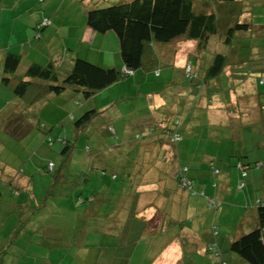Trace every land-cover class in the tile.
Instances as JSON below:
<instances>
[{
	"label": "crops",
	"instance_id": "obj_1",
	"mask_svg": "<svg viewBox=\"0 0 264 264\" xmlns=\"http://www.w3.org/2000/svg\"><path fill=\"white\" fill-rule=\"evenodd\" d=\"M2 1L0 0V2ZM11 2L13 11L5 12L0 7V155L2 153L13 155L23 162L15 164L8 157L5 159L0 157V264H47L44 257L40 260V253L35 252L36 247L33 248L34 255H31V260L28 259L30 254L27 253L31 244L41 245L42 240L39 236L36 239L38 243H34L31 236L32 233H46V216L38 220V215L33 214L34 207L30 205L31 202L24 199L17 200V198L22 196V193L26 194L30 191L31 198H35L37 201L38 198L35 194H42L44 191L36 190L38 183L33 175L45 167L48 158V166L52 164V170L55 169V163L48 155H45L52 149L50 148L52 145L48 144L47 146L45 142V133L47 131L51 136L53 127H47L46 122L42 119L45 112V108H43L45 99L53 97L50 93L30 105L29 98H23L14 93L13 87L24 77L27 68L33 63L42 66L52 63L56 75L61 80L67 75L78 56L105 68L120 69L122 61L116 36L111 31L100 33L87 26L85 4L80 0H43L42 2L11 0ZM221 4L222 7L225 5L224 2ZM45 17H50L52 23L49 26L38 28V24ZM257 26L260 31L258 35L264 41L261 34L264 31V26ZM248 35L251 33L249 32ZM187 41L184 37H178L168 42V45L159 46L156 52L159 55L161 66L156 69L144 72L135 70L128 79L119 80L90 98L83 97L82 105H91V108L98 109L100 112L98 117L101 120L105 117L107 110L113 108V119L117 122L118 130L114 122H110L106 117L107 120L101 125L105 134L110 137L114 136L105 128L108 123L113 125L118 139L120 134L117 133L121 131L125 133L130 126L133 129L136 127L137 130L134 131L132 139H130L135 143L125 139L127 143L123 147L127 151L121 158H118L120 161L117 163L119 168L124 166L123 169L126 171L123 173L124 176H127V170L135 174L132 177L133 180H129L133 186L130 190L122 192L123 201L119 197L114 208L105 215V223H108L112 229L111 234H116V236L112 240L106 238L101 242L104 249L102 254L92 252V258L89 256L90 253L82 256L78 251L74 252V257H79L82 264H88L91 260L95 264H221L222 261H225V264H249L238 254L230 251L228 245L232 237L240 235L253 224L252 216L248 222L242 220L247 207L251 209L258 198L264 201V71L260 72L264 70V65L262 67L237 66V68H233V72H247L248 74L239 83V86L234 84L237 80L233 81V85L240 91L235 90L231 93V101L238 104L232 114L219 108L220 106L216 108L214 105V108L217 109L215 110V115L218 117L216 120L226 121L233 119L234 116L235 120L229 121L232 128L242 127L244 124L241 122L242 119L244 122L255 124L253 132L241 129L235 137H238L237 141L244 142V145L241 146L246 145L250 148L253 144L248 141L253 138L254 145H258L255 151L258 149L263 157H258L257 151L256 157L251 158L244 148L237 150L238 155L233 160V174L229 180L224 176L218 178L217 176L221 173L219 170L218 175L212 173L215 180L200 181L197 188L200 191L203 190L205 196L191 197L188 192L177 186L171 168L174 149L176 152L178 151L177 145L165 143L159 146L158 142L153 139L148 141L147 139L135 140L134 138L138 134L137 132H140L138 130L140 126L147 129L149 125H152V122L156 125L161 124L163 118H166L164 110L169 111L167 109L169 98L180 89L181 92L184 91L176 76L177 67H166L164 70L162 66L172 65L179 52H182V57L186 59H184V66L180 69L181 76L185 78L187 76L184 70L187 63L193 64L198 75L203 69L204 66L194 62L193 59L196 45L189 47L185 44ZM263 41L260 42L262 52H264ZM253 49L255 51L252 54L258 52L256 47ZM8 53L18 56V64L11 71H7L5 68ZM150 73H152V85L150 84L153 88L152 91L145 94L132 93L134 86L141 88L142 84L139 83L144 81L146 75V82L149 81ZM5 76L9 77L7 82L3 81ZM162 76L163 78H161ZM250 77L251 79H249ZM217 83L216 94H221L223 91L219 89L220 84ZM204 86L205 84H201L200 95L206 92ZM113 87L117 91V97L113 95L111 101H106L103 93ZM140 95L146 96L142 103L134 98V96L140 97ZM70 98L57 106V117L65 110L66 116L70 114L73 119L77 118L78 109H71L74 104L73 100L77 106L79 101L77 98L73 100ZM218 99L221 97H215L214 100ZM189 101L186 105L189 104ZM202 104L199 100L197 104L191 103L187 108L185 105L191 118L196 117L198 108H204L201 107L204 105ZM239 117L242 119L237 122ZM173 120L174 122L177 120L178 126L182 125L179 118ZM210 121L211 124H214L215 120L211 119ZM41 123L44 124L43 127H40ZM73 126L75 131L74 123ZM133 129L130 130L133 132ZM145 129L142 130L145 131ZM88 131L91 136H99V140L104 139L105 134H98L99 131L97 133ZM178 133L180 132L178 131ZM57 134H61V131L58 130ZM119 143L110 144V146L97 144L98 148H95V151L101 152L102 155L107 154L109 148H116ZM206 150L207 147H205ZM142 153L148 156L143 159ZM239 161L244 163L258 161L262 162L263 166L245 168ZM236 162H239L238 165ZM179 163L186 164L183 163L182 158ZM146 168L148 170H145ZM243 170L246 172L245 175L242 174ZM31 173L32 175H30ZM117 178L118 175L112 180ZM147 178L152 179L145 180ZM39 180L44 181L43 177H40ZM242 183L243 185H241ZM106 185L111 186L109 189L111 191L113 183ZM207 198L218 201L217 209L207 206ZM15 200L17 201L15 202ZM7 206H12L13 210L5 211ZM42 207H44L43 204ZM9 220H11V224L8 228ZM213 225H216L219 230L216 237L211 235ZM14 231L19 233L17 235L15 233L14 235L17 237L7 245V241ZM27 233L30 234V237L28 235L25 242ZM48 233H50V238L53 237V240L58 242L57 231L49 230L48 227ZM143 240H147L145 252L150 253V256H146V258L143 251ZM211 244H215L220 253L215 251V247L209 248V246L212 247ZM86 247V245H81L79 249ZM34 257H36V261H34ZM136 257L138 263L135 261ZM100 259L101 261H99ZM50 264L60 263L55 259Z\"/></svg>",
	"mask_w": 264,
	"mask_h": 264
},
{
	"label": "rangeland",
	"instance_id": "obj_2",
	"mask_svg": "<svg viewBox=\"0 0 264 264\" xmlns=\"http://www.w3.org/2000/svg\"><path fill=\"white\" fill-rule=\"evenodd\" d=\"M116 1L119 0H102L101 2H98V4L102 6L109 5ZM11 3V0H3L0 2V7L3 8L5 12L9 10L13 11ZM217 3V1H214L211 6L215 7ZM233 8L241 9L238 13L237 20L245 22L250 21L252 24L251 30L249 31L251 35H248L249 32L245 35H238V37L236 36L233 41V50L235 51L234 56L246 59L249 56L250 51L251 55L255 51L253 46L259 49L260 42L263 41V38L258 35L260 34V31L257 25L264 26V0H236L233 1ZM245 12L248 13V15H246ZM235 17L236 13L233 15V19H236ZM243 32L244 31H241L239 33ZM185 44L189 47H194L197 42L188 40ZM208 44V47L204 50L201 49V52H193L194 62L202 63L204 56L208 57L216 50L225 49L222 40L216 36H212L209 39ZM164 45L168 44L166 43ZM202 54H204V56ZM156 55L159 56L158 54ZM182 55L183 53L179 52L178 56L173 60L172 65L169 64L170 66H162L164 67V70L166 67H177L178 70L176 72V76L178 77L184 90L181 92L180 89L174 96H171L167 104V109H169V111L164 110L166 113V121H173L174 118H179L182 121V125H179L180 127L175 125L177 131H179L184 137V140L178 142L177 144V153L184 159L185 163L192 161L195 165V169L197 171H192L195 172L192 174V177L196 180L197 187L201 180H215L212 175V166L221 170V173L217 176L218 178L224 176L227 180H229L233 174V160L238 155L236 152L237 150L239 151L244 148V150H247L251 158L256 157L257 151L258 157H263L262 154L258 152V149L255 151V148H257L258 145H254L253 138H250L248 141L253 144L252 148H250L246 145L241 146L244 145V142L237 141L238 137H235L237 132H240L241 129L249 132L252 130L253 132L254 125L250 122H244V120L239 117L237 122L242 119L241 122L244 124H242V127L240 128H232L229 121L235 120L234 116L233 119H227L226 121L222 119L216 120L218 119L215 115L216 111L214 109H210L209 104L210 102L214 104V99L210 101L208 98L206 99V97L198 98L200 86H194L193 82H191L187 76L186 78L181 76L180 69L184 66V59H186L185 57H182ZM139 74L141 73L139 72ZM137 76L139 77V75ZM146 76L144 77V81L139 83L142 84L141 88L134 86L132 93L141 92L145 94L148 91H152V73L149 75L148 82H146ZM181 77L183 78L181 79ZM161 78H163V76ZM201 79V77L196 78L200 85L202 84ZM249 79H251V77ZM217 82L218 85L220 84V89H226V92L224 93H227L228 91L229 93L233 92V89H229L230 87H233V81L230 77V71L228 68L225 69L223 77H220ZM116 92L115 87L109 88L104 91L103 96L106 98V101H111L113 95L117 97ZM51 96L53 97L52 99H45V106H43V108H45V112L43 111L44 115L42 119L46 122L47 127H53L52 134H50L53 141L51 140V142H49L47 137H45L47 146L48 144L50 146L52 145L50 147L52 149L51 151H47L45 155H48V157H50V159H52L55 163V169L48 170V158L45 162L47 163L45 164V167L40 171H36L35 175H33V178L35 177V181L38 183L36 190L39 189L44 191L42 194H35L36 198H38L37 201L35 198H31L32 195L30 194V191L26 194L22 193V196L17 198V200L24 199L30 201V205L34 207L33 214L38 215L37 219L39 220L45 216L47 219V229L45 234L41 232L39 234L32 233V241L34 243H38V240L36 239L39 236L42 243L41 245L31 244V248L29 252H27L30 254L28 259L31 260V255H34L33 248L36 247L35 252L40 253V260L44 257V261L47 264L54 262L55 259H57V261L59 260L60 264H82L79 257H74V252L78 251V253L82 256L90 253L89 256L92 258V252H97V254L99 252L102 254L104 249L102 248L101 242H103L106 238L108 240H112V238L116 236V234H111L112 229L109 227L108 223H105V215L110 209L114 208L119 197L123 201L122 192L130 190L133 186L129 181L130 179L121 174V168H119L117 163L120 161L118 158H121L127 151L124 149L125 143H127L125 139H132L133 133L137 130V128L135 127L133 129L130 126L125 133L124 131H118L119 133L117 134H120L119 139L117 136L110 137V135L105 134L101 125L105 122V120H107L106 117L109 118L110 122H114L115 127L118 130L117 122L113 119V108H111L107 110L105 117L102 118L103 120L99 119L97 116L94 118L93 123H89L88 126H83L80 130L77 129V131H74L73 120L70 114H67L66 116L65 110H63L57 117V106L64 100H68L70 97L71 100L77 98L79 101L78 106L73 100L74 104H72L73 106L71 110L78 109V117L83 111L90 109L91 105H82V102L84 101L82 94L79 91H75L70 88H67L59 95L51 94ZM220 97L221 96L217 98ZM134 98L136 100H140L139 103H142L146 96L140 95V97L134 96ZM199 100L204 104L201 106L204 108H198L196 117L191 118V115H189V112L185 109V105L187 104V101H189V104L186 105L187 108L191 103L195 102V104H197ZM79 106L82 108L80 109ZM211 119L215 120V125L213 123L211 124ZM130 129H133V132ZM58 130L61 131V134H59L60 136L57 134ZM88 130L95 133L99 131L98 134L101 135L105 134L104 139L99 140V136H91ZM212 134L213 137H211ZM57 136L61 138L62 141L57 139ZM64 138L71 142V145L68 146V149H65V152L63 151L64 144L66 143L64 142L65 140H63ZM130 142L135 143L134 140H130ZM116 143H119V146L112 149L109 148V152L107 154L102 155L101 152L97 153L95 151V148H98L97 144L101 146H110V144ZM205 147H207L206 151ZM32 155L33 153L31 156ZM0 157L2 159L8 157V159H11V161L15 164L23 162V160L20 161L16 159L15 156L7 155L5 153H2ZM128 165L130 166L131 163L129 162ZM112 171H115L118 175L116 180H112L115 179ZM30 175H32V173ZM40 177H43L44 181L39 180ZM107 183H113L111 191L109 190L111 186H107ZM190 195L193 197L192 193H190ZM17 200H15V202ZM42 204L44 207H42ZM11 205L14 206L12 203ZM12 206H7L5 211L13 210L11 208ZM10 221L11 220L8 221V228L11 224ZM48 227L49 230L57 231L58 242L53 240V237L50 238ZM15 233L17 235L19 232L14 231L12 233L11 237L7 241V245L17 237L14 235ZM28 235L30 237V234L27 233L25 242L27 241ZM146 242L147 240H143L142 242V244H144L143 251L145 258L146 256H150V253L145 252ZM81 245H86L87 247L79 249V246ZM137 257L135 260L136 263H138ZM34 261H36V257H34ZM37 261L39 262V260ZM99 261H101V259ZM88 264L95 263L91 260Z\"/></svg>",
	"mask_w": 264,
	"mask_h": 264
},
{
	"label": "trees",
	"instance_id": "obj_3",
	"mask_svg": "<svg viewBox=\"0 0 264 264\" xmlns=\"http://www.w3.org/2000/svg\"><path fill=\"white\" fill-rule=\"evenodd\" d=\"M38 1L42 2L43 0ZM101 1L80 0V2L85 4L86 24L96 32L105 33L111 31L116 36L122 67L120 69L115 67L105 68L78 56L67 75L60 80L52 63L45 66L33 63L27 68L24 77L13 87L14 93L20 95V97L29 98L28 102L30 105L50 93L57 95L67 88L79 91L84 98H90L107 86L119 80H126L135 70H143L142 72H144L161 66L156 50H158L159 46H163L175 38L184 37L187 40L196 41V51L201 52V49L204 50L208 47L209 39L212 36H216L222 40L225 49L216 50L208 57L202 54L204 59L201 64L204 67L200 70V74L198 75L192 64L191 73L186 75L194 86L201 87L198 83L199 79L196 80V78H202V84H205L206 92L200 95L201 90H199L198 98L206 97V99L208 98L211 101L215 99L214 97L221 96V99L214 100V104L212 102L209 103L210 109L217 110L214 108V105H216V108L220 106L219 108L232 114L233 109L238 107V104L231 101L230 98L232 96L229 91L224 93L226 89L222 88L223 92L216 94V82L219 81L220 77L224 75L225 69L228 68L232 81L235 82L237 80L234 84L239 85L248 73H236L233 72V68L235 69L237 66H246L248 68L262 67L264 65V52H262L260 47L257 49V53L251 55L250 51L246 59L234 56V38L238 35L247 34L252 25L249 21L245 22L237 19L233 21V1L236 0H119L103 6L98 4ZM214 1L218 3L215 7H212L211 4ZM221 2L225 3L223 7ZM234 11L237 18L241 9L237 8ZM45 18L49 21L46 24H42ZM45 18L38 24V28L49 26L52 23L50 17ZM241 31L244 32L239 33ZM261 34L264 37V31ZM262 48L264 51V42ZM17 64L18 56L8 53L5 61L6 70H14ZM263 71L261 70L260 72ZM25 77H28V79H25ZM8 80V76L3 78L4 82ZM229 89H233V92L235 90L237 92L240 91L235 85ZM99 113L98 109L90 108L83 111L75 119L71 117L76 126L75 130L77 131V129L80 130L81 127L87 126ZM175 125H178V123L174 122V120L166 121L163 118L161 124L158 123L156 125L152 122V125H149L147 129L138 126L140 132L144 129L145 131L137 132L138 134L134 138L135 140L147 139L148 141L153 139L158 142L159 146L163 143L176 146L178 142L183 141V137L178 133ZM43 126L44 124L41 123L40 127ZM105 128L116 137L112 124L108 123ZM173 134H178L180 140H172ZM45 135L48 141L51 142L52 138L47 131ZM57 139L61 140L59 137ZM63 140L66 142L63 148L65 152L71 142L65 138ZM146 156L148 155L142 153L143 159ZM180 161L181 158L174 149L171 168L177 186L189 194L192 193L193 196H205V193L202 192L203 190H198L196 180L192 177V174L195 173L192 171H197L195 165L192 161L186 164H180ZM182 161L185 163L183 158ZM239 162L245 168L263 166V163L258 161L253 163ZM239 162H236V165ZM123 167L122 165V175L126 173ZM52 169L53 167L48 170ZM145 170L148 169L146 168ZM219 170V168L212 166L213 174L218 175ZM245 173V170H243L242 174L245 175ZM134 175L133 172L127 170V176L130 180H133L132 177ZM113 176L116 178L117 173H113ZM151 179L147 178L145 180ZM217 204V200L207 198V206L209 208L217 209ZM251 216L253 224L240 235L232 237L228 247L230 251L238 254L241 259L249 264H264V201L261 198L256 200L255 205L251 209L247 207L242 220L248 222ZM218 234L219 230L216 225H213L211 227V235L216 237ZM215 244H211L212 247L209 246V248L215 247V251L220 253L219 248ZM221 264H225V261H222Z\"/></svg>",
	"mask_w": 264,
	"mask_h": 264
},
{
	"label": "built area",
	"instance_id": "obj_4",
	"mask_svg": "<svg viewBox=\"0 0 264 264\" xmlns=\"http://www.w3.org/2000/svg\"><path fill=\"white\" fill-rule=\"evenodd\" d=\"M49 20L47 18H45L43 21H42V24H46ZM191 69H192V66L190 63H187L185 65V71L187 74L191 73ZM126 71V70H125ZM128 71V70H127ZM191 77V76H190ZM177 122V120L175 121ZM172 140L176 141V140H180V136L178 134H173L172 135ZM49 168H52V164H50Z\"/></svg>",
	"mask_w": 264,
	"mask_h": 264
},
{
	"label": "clouds",
	"instance_id": "obj_5",
	"mask_svg": "<svg viewBox=\"0 0 264 264\" xmlns=\"http://www.w3.org/2000/svg\"><path fill=\"white\" fill-rule=\"evenodd\" d=\"M191 64V63H190ZM186 65V64H185ZM192 66V65H191ZM184 70H185V67H184ZM185 73H186V71H185ZM187 74V73H186Z\"/></svg>",
	"mask_w": 264,
	"mask_h": 264
}]
</instances>
